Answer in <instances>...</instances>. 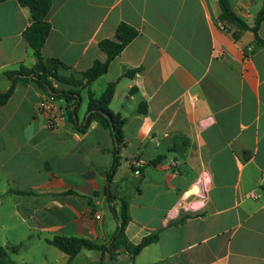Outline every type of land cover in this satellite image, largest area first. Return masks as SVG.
Returning <instances> with one entry per match:
<instances>
[{
    "label": "crops",
    "instance_id": "crops-1",
    "mask_svg": "<svg viewBox=\"0 0 264 264\" xmlns=\"http://www.w3.org/2000/svg\"><path fill=\"white\" fill-rule=\"evenodd\" d=\"M227 2L252 27L264 0ZM219 15L217 0H51L41 55L72 71L105 62L98 44L120 23L138 32L89 87L98 98L116 82L109 109L125 120L123 145L108 179L111 132L96 120L78 132L63 100L55 101L62 127L52 131L38 108L47 94L15 85L0 106V248L20 245L13 264H264V47L251 31L234 41ZM29 22L16 0L0 2V91L11 86L3 72L36 62L22 37ZM257 33L264 41V20ZM86 107L85 89L78 124ZM179 139L187 146L172 151ZM203 174L204 206L184 223V214L166 221L183 198H195ZM107 195L116 211L118 200L127 204L129 243L154 233L157 241L135 257L82 249L70 260L46 243L62 236L108 245L118 223Z\"/></svg>",
    "mask_w": 264,
    "mask_h": 264
},
{
    "label": "trees",
    "instance_id": "trees-1",
    "mask_svg": "<svg viewBox=\"0 0 264 264\" xmlns=\"http://www.w3.org/2000/svg\"><path fill=\"white\" fill-rule=\"evenodd\" d=\"M4 1V0H0ZM18 4L25 7L30 12V22L22 32V37L33 51L36 62L31 67L19 65L16 70L3 72V75L12 85L6 91H0V106L4 105L16 84L25 85L32 83L44 91L47 96H51L56 100H63L65 104V117L67 121L80 133L85 132L92 121L96 120L104 129H107L113 135L115 140V148L113 151L114 164L112 171L107 173L108 179H111L112 173L115 171L118 160L120 147L123 145L124 118L119 114H113L109 109V105L113 99L116 82L107 84L100 97L95 98L89 90L91 84L100 76L107 72L109 63L116 58L123 49L138 35V32L128 26L120 23L115 30L113 39H105L99 42L98 46L106 55L105 62L95 61L92 66L84 72H75L54 58L44 59L41 55V50L44 42L50 31V25L47 22V15L51 7V0H16ZM220 15L219 22L223 26L224 31L230 37L237 41L240 39L244 31H251L255 41L264 47V41L258 36V28L264 20V2L261 9L257 13L252 27H249L240 20L230 9L227 0H217ZM136 71L125 72L124 76L131 77ZM48 89L54 95L48 94ZM87 90V107L88 114L85 124H78L77 111L80 105V93L82 90ZM133 91V90H132ZM141 114L146 112V107L141 104L138 108ZM187 143L184 140H172L171 150L180 152L184 150ZM109 209L118 225L114 236L109 241L108 245H96L86 239L76 237L54 236L51 239H46V243L57 248L72 259L80 250H98L102 254L107 253L109 257L116 255L117 251L125 250L132 257L137 256L142 249L155 243L158 239V234L154 233L143 237L140 242L133 245L128 242L124 230L130 217L128 207L124 200L119 201V210L116 211L111 205L114 197L107 195ZM189 218L186 214L178 223H184ZM20 245H15L7 248H0V264L10 263L9 254H15L19 250Z\"/></svg>",
    "mask_w": 264,
    "mask_h": 264
},
{
    "label": "built area",
    "instance_id": "built-area-1",
    "mask_svg": "<svg viewBox=\"0 0 264 264\" xmlns=\"http://www.w3.org/2000/svg\"><path fill=\"white\" fill-rule=\"evenodd\" d=\"M220 29L224 30L223 26L219 24ZM56 99H54L51 96H47L44 99H42L39 104L38 108L44 112L47 117V127L52 131H59L62 127L63 123V115L59 113V109L55 104ZM212 123V118H207L201 122H199V126L205 127L208 124ZM174 163H170V165H173ZM135 174H138V171L134 172ZM197 186H198V192L194 195V199L189 198H183L182 201L174 207L168 214L167 220L175 219L182 214H187L189 212L198 211L200 208L204 206V199L206 197V192L209 187V180L207 174H203L200 176V178L197 180ZM250 198H257V196L253 193L249 194Z\"/></svg>",
    "mask_w": 264,
    "mask_h": 264
},
{
    "label": "water",
    "instance_id": "water-1",
    "mask_svg": "<svg viewBox=\"0 0 264 264\" xmlns=\"http://www.w3.org/2000/svg\"><path fill=\"white\" fill-rule=\"evenodd\" d=\"M10 85H12V83H11ZM48 94H50V95H54V93H53L51 90H49V89H48ZM87 116H88V114H86V116H85V121L83 122V124L86 123Z\"/></svg>",
    "mask_w": 264,
    "mask_h": 264
}]
</instances>
